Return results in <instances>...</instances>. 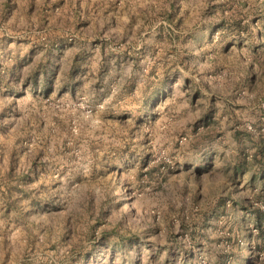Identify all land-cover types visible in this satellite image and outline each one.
I'll return each instance as SVG.
<instances>
[{
	"label": "rangeland",
	"instance_id": "374dc122",
	"mask_svg": "<svg viewBox=\"0 0 264 264\" xmlns=\"http://www.w3.org/2000/svg\"><path fill=\"white\" fill-rule=\"evenodd\" d=\"M259 207L264 0H0V264H264Z\"/></svg>",
	"mask_w": 264,
	"mask_h": 264
},
{
	"label": "trees",
	"instance_id": "16d2710c",
	"mask_svg": "<svg viewBox=\"0 0 264 264\" xmlns=\"http://www.w3.org/2000/svg\"><path fill=\"white\" fill-rule=\"evenodd\" d=\"M237 25L242 26L241 23L238 21ZM223 26V23L221 24V27ZM61 49V48H60ZM39 71H36L34 73V81H33V85H30V80L25 81V84L22 86H26V89L28 88H37L39 85ZM47 89V88H46ZM18 90V89H17ZM244 210L249 211V208H245L243 207ZM253 216H254V223H255V227L257 229H259L260 233H263L264 231V210L262 208H254L252 209V211H250ZM135 240H137V238H135ZM128 244L132 245L134 243V239H131L129 241H127ZM125 246V243H121L120 245H117V251L119 252H125L126 249H124L123 247Z\"/></svg>",
	"mask_w": 264,
	"mask_h": 264
},
{
	"label": "clouds",
	"instance_id": "9594fccd",
	"mask_svg": "<svg viewBox=\"0 0 264 264\" xmlns=\"http://www.w3.org/2000/svg\"><path fill=\"white\" fill-rule=\"evenodd\" d=\"M213 248L215 251H219L220 249L216 248L214 245H213Z\"/></svg>",
	"mask_w": 264,
	"mask_h": 264
}]
</instances>
